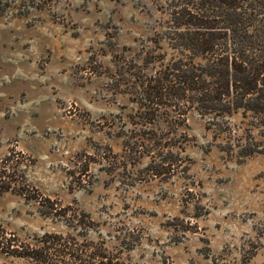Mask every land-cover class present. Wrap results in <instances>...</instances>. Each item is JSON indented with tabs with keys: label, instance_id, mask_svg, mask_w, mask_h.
Segmentation results:
<instances>
[{
	"label": "rangeland",
	"instance_id": "374dc122",
	"mask_svg": "<svg viewBox=\"0 0 264 264\" xmlns=\"http://www.w3.org/2000/svg\"><path fill=\"white\" fill-rule=\"evenodd\" d=\"M177 3L12 0L0 14L4 244L60 234L123 264H264V156L225 153L193 109L145 118L160 70L145 58L172 55ZM0 264L32 262L0 250Z\"/></svg>",
	"mask_w": 264,
	"mask_h": 264
},
{
	"label": "trees",
	"instance_id": "16d2710c",
	"mask_svg": "<svg viewBox=\"0 0 264 264\" xmlns=\"http://www.w3.org/2000/svg\"><path fill=\"white\" fill-rule=\"evenodd\" d=\"M177 1L165 33L172 55L145 58V66L160 69L145 77V118L151 121L153 108L181 116L193 109L211 119L215 137L228 139L225 153L239 161L264 156V0ZM11 3L0 0V14ZM234 115L242 119L235 130L228 125ZM36 241L35 247L0 241V250L32 264H123L105 243L94 247L60 234Z\"/></svg>",
	"mask_w": 264,
	"mask_h": 264
}]
</instances>
